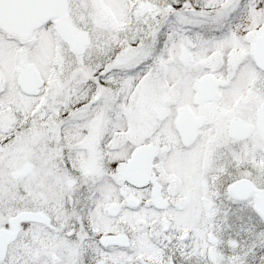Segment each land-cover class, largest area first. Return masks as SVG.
I'll list each match as a JSON object with an SVG mask.
<instances>
[{
	"label": "snow or ice",
	"instance_id": "snow-or-ice-1",
	"mask_svg": "<svg viewBox=\"0 0 264 264\" xmlns=\"http://www.w3.org/2000/svg\"><path fill=\"white\" fill-rule=\"evenodd\" d=\"M0 264H264V0H0Z\"/></svg>",
	"mask_w": 264,
	"mask_h": 264
}]
</instances>
